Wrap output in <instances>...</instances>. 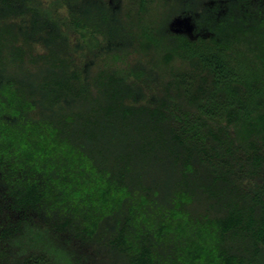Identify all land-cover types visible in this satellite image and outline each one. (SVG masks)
Listing matches in <instances>:
<instances>
[{"label": "trees", "instance_id": "1", "mask_svg": "<svg viewBox=\"0 0 264 264\" xmlns=\"http://www.w3.org/2000/svg\"><path fill=\"white\" fill-rule=\"evenodd\" d=\"M135 1L0 0V264H264V0Z\"/></svg>", "mask_w": 264, "mask_h": 264}, {"label": "flooded vegetation", "instance_id": "2", "mask_svg": "<svg viewBox=\"0 0 264 264\" xmlns=\"http://www.w3.org/2000/svg\"><path fill=\"white\" fill-rule=\"evenodd\" d=\"M181 4L175 10L171 19V27L177 32L185 33L191 37L200 34H210L212 31L207 24L203 23L207 17H212L217 11L218 0H178ZM224 1V0H221ZM177 18L187 19V24H172Z\"/></svg>", "mask_w": 264, "mask_h": 264}, {"label": "rangeland", "instance_id": "3", "mask_svg": "<svg viewBox=\"0 0 264 264\" xmlns=\"http://www.w3.org/2000/svg\"><path fill=\"white\" fill-rule=\"evenodd\" d=\"M122 4L126 8V10H129V9L131 10V12L133 14L132 18L134 21L135 30L139 31L138 30V21H137L138 20L137 9H138L139 5H138L137 1H135V0H132V1L131 0H122ZM128 7H129V9H128ZM166 9H167V11H166ZM168 11H169V13L174 12L173 6L167 7V6L163 5L162 2L157 3V0H153V1L147 3V9L144 12L145 13L144 16L142 17V15H141V17H142L141 19L144 22L145 21L148 22V17L151 15H155L157 18L160 19L164 15V12L168 13ZM135 57H136V54L133 53L128 57V59L132 60Z\"/></svg>", "mask_w": 264, "mask_h": 264}, {"label": "water", "instance_id": "4", "mask_svg": "<svg viewBox=\"0 0 264 264\" xmlns=\"http://www.w3.org/2000/svg\"><path fill=\"white\" fill-rule=\"evenodd\" d=\"M182 24V23H186L187 24V19L185 20V19H182V18H177L176 20H174L173 22H172V24Z\"/></svg>", "mask_w": 264, "mask_h": 264}]
</instances>
